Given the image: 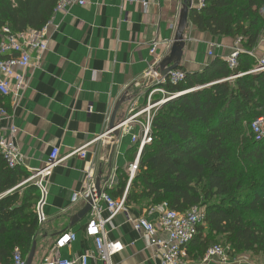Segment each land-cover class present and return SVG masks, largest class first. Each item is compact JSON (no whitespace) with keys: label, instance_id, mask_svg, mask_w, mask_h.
Returning a JSON list of instances; mask_svg holds the SVG:
<instances>
[{"label":"crops","instance_id":"0c3cea01","mask_svg":"<svg viewBox=\"0 0 264 264\" xmlns=\"http://www.w3.org/2000/svg\"><path fill=\"white\" fill-rule=\"evenodd\" d=\"M84 2L53 13L47 24V50L37 65L25 70L24 89L16 104L12 96L1 95L0 104L8 114L0 117V132L10 138L8 126L16 128L11 139L21 154L19 164L23 168L35 174L45 166L51 148H60L61 160L52 167L44 184L45 220L34 238L31 264H41L53 255L77 260L93 249V239L86 234L91 213L70 225L85 204L84 199L72 203L71 196L85 189L87 167H93L95 179L99 175L100 188H110L115 185L118 169L127 172L134 161L138 146L131 142V134L141 136L146 115L139 114L143 121H126L114 144L105 137L109 118L122 94L131 100L121 104L117 119L144 103L147 88L158 75L155 70L169 53L183 5V0ZM192 5L196 8L195 0ZM183 36L180 66L189 72L201 70L215 56L226 57L235 43L228 36L200 32L191 23ZM210 50L213 56H209ZM30 56L35 62V52ZM127 126L131 127L129 133L123 132ZM81 150L86 152L83 158L78 155ZM131 157L134 159L130 163ZM101 208L102 218H107L106 205L102 203ZM162 211L161 205L142 211L137 206H124L105 222L106 239L122 247L112 256V264H160L158 252L132 227V221L144 217L156 222ZM68 231L75 233V240L55 250L59 234ZM195 254L193 243L183 251L186 258L194 259ZM88 264L99 262L89 259ZM201 264L263 263L230 254Z\"/></svg>","mask_w":264,"mask_h":264},{"label":"trees","instance_id":"16d2710c","mask_svg":"<svg viewBox=\"0 0 264 264\" xmlns=\"http://www.w3.org/2000/svg\"><path fill=\"white\" fill-rule=\"evenodd\" d=\"M56 3L0 0V42L3 27L10 33L41 30ZM262 7L264 0H204L189 12L200 32L239 40L237 66L230 69L219 56L199 71L179 65L184 78L161 85L171 96L154 112L151 141L141 148L134 177L128 183L119 168L115 185L105 189L141 211L162 204L177 212L203 207L204 224L190 242L194 260L214 244L227 246L228 255L264 249V233L244 220L245 213L264 214V134L250 127L264 116V70L252 72L250 54L263 32ZM30 176L20 164L8 167L0 154V264H10L14 248L25 259L39 231L40 192L34 182H25Z\"/></svg>","mask_w":264,"mask_h":264},{"label":"built area","instance_id":"2783aa9c","mask_svg":"<svg viewBox=\"0 0 264 264\" xmlns=\"http://www.w3.org/2000/svg\"><path fill=\"white\" fill-rule=\"evenodd\" d=\"M126 1L136 3L140 0ZM174 1L179 2L180 0ZM84 4V0H57L54 12H60L72 5L82 6ZM195 4L196 9L199 10L203 7L204 0H195ZM260 14L264 19V7L260 9ZM2 32L3 35L0 42V95L4 97L12 96V99L16 104L17 99L20 97L21 90L24 89L25 70L32 66V64L37 65L47 50V25L39 31L27 29L17 33H10L7 27H3ZM154 47L155 43L150 50L151 53H153ZM241 51L242 48L239 40H235L230 53L224 57L230 69H234L237 66V58ZM30 52H35L34 58L36 61L33 63ZM250 54H252V51ZM209 56H213L212 50L209 51ZM153 67L154 64L149 66L150 73L153 72V70H151ZM260 70H264V56L261 57L252 72ZM155 76L153 83L147 88L144 107L131 114V116L127 117L124 121L125 123L126 121L135 120L139 114H146V119L141 123L140 127L141 136L139 137V135L137 136L134 133L131 134V142L137 144L138 147L137 155L126 172L128 183L136 173L141 148L144 144L151 141L149 131L154 115V113H151V110L157 108L171 96V93L166 91L161 85L166 82L173 84L178 83L184 78V71L179 69L172 70L166 78H160L159 75ZM156 89H161V92H158V94L161 95V98L157 101H153L152 96L157 94L154 93ZM132 111L133 109L131 112ZM7 114V110L0 105V117H5ZM263 122V117L255 119L250 124L251 130L257 135H263L264 129L261 127ZM8 129L10 138L0 132V154L8 167H15L21 161V154L11 139L16 132V128L13 125H9ZM130 129L131 127L127 126L123 129V132L129 133ZM75 152H77V150ZM85 154L86 152L84 150H81L78 153L82 158ZM60 160V148L58 146H53L49 152L45 166L37 170L35 174H32L27 180H25V182H27L32 179H37L35 184L40 192V200L35 206L38 224H41L45 220L42 212V198L45 192L44 184L46 178L51 174L52 167ZM84 178L85 189L82 192L73 193L71 196V202L76 203L79 199H84L85 202L89 199L91 200V209L89 211L91 216L87 222L86 234L93 239V249L79 255L77 260L60 258L59 256L53 255V257H50L41 264H88L89 259L96 260L99 264H112V256L122 248L119 243L106 239L104 224L118 212L123 210L124 196L120 199H114L106 192L101 193L99 197L95 194L92 195L95 185V171L91 166L85 169ZM102 203L106 205V209L109 212L107 218H102L101 216ZM161 206L163 211L156 222L149 221L144 217H139L132 221V227L136 231L141 232L147 239L149 246L158 252L160 264H201L202 261L221 260L227 257L229 248L220 244H214L206 250L201 259L194 260L186 258L183 255V251L195 238L198 226L204 224V209L203 207L195 205L185 212H177L168 209L165 204H162ZM73 240H75V233L72 231L63 232L59 234L58 239L54 244V249L57 250L62 248ZM24 262L25 259L21 256L20 250L14 248L10 264H24Z\"/></svg>","mask_w":264,"mask_h":264},{"label":"water","instance_id":"95a60500","mask_svg":"<svg viewBox=\"0 0 264 264\" xmlns=\"http://www.w3.org/2000/svg\"><path fill=\"white\" fill-rule=\"evenodd\" d=\"M193 9L196 8L193 7L192 0H183V5L179 13L175 35L169 53L159 62L158 68L155 70V74H158L160 78L168 77L169 72L177 69V67L180 65V61L183 54V47L185 45V38L183 36V33L190 23L188 16H189V12ZM129 100H131V97L129 96L127 97L125 96V94H122L113 106L112 113L110 115L108 122L107 131L109 132L105 135L106 139H110L112 144L116 142L119 135L120 127L123 125L124 121L126 120V118L117 119L116 117L117 110L119 109L122 103ZM111 136H113V138ZM99 181L100 178L98 175L95 179L94 191L92 192V195L95 194L97 197H99L101 193L105 192L106 189V188H100ZM90 209H91V200L89 199L87 202H85L83 208L79 212L74 214V216L71 218L70 225L75 224L78 220L83 218L90 211ZM35 248H36V241L34 239L31 244L29 253L25 258L24 264L32 263L35 253Z\"/></svg>","mask_w":264,"mask_h":264},{"label":"rangeland","instance_id":"374dc122","mask_svg":"<svg viewBox=\"0 0 264 264\" xmlns=\"http://www.w3.org/2000/svg\"><path fill=\"white\" fill-rule=\"evenodd\" d=\"M252 56H254L253 59L255 62V66L258 64L261 57L264 56V28H263V32H262V34H261V36L257 42V45L252 50ZM152 89H154V88H152ZM160 98H161L160 94H155L152 96L153 101H157ZM142 107H144V103L140 106H135V107L131 108V110L133 109V111L132 112H131V110H129V112L127 111L122 117H120V119L121 118H127V117L131 116V114L139 111ZM156 109L157 108H154L153 110H151V113H154ZM143 115H146V114H142V116ZM263 118H264V116H263ZM135 120L143 121V117L142 118L137 117ZM261 127L264 129V122L261 125ZM244 220L247 223H250L251 225L256 226L255 228L257 230L264 233V214L263 213H261L259 211H252L249 213H245ZM235 255L247 256V258H249L250 260H257L258 262H261L264 264V249L260 253H254V252L246 251V252L236 253Z\"/></svg>","mask_w":264,"mask_h":264},{"label":"bare ground","instance_id":"6f19581e","mask_svg":"<svg viewBox=\"0 0 264 264\" xmlns=\"http://www.w3.org/2000/svg\"><path fill=\"white\" fill-rule=\"evenodd\" d=\"M158 92H161V89H156V90L154 91V93H157V94H158Z\"/></svg>","mask_w":264,"mask_h":264}]
</instances>
